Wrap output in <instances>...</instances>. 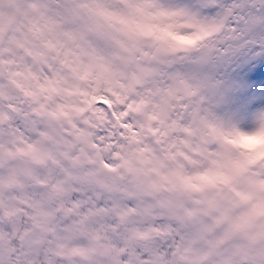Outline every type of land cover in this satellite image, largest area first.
Returning a JSON list of instances; mask_svg holds the SVG:
<instances>
[{"label":"clouds","instance_id":"obj_1","mask_svg":"<svg viewBox=\"0 0 264 264\" xmlns=\"http://www.w3.org/2000/svg\"><path fill=\"white\" fill-rule=\"evenodd\" d=\"M0 264H264V0H0Z\"/></svg>","mask_w":264,"mask_h":264}]
</instances>
